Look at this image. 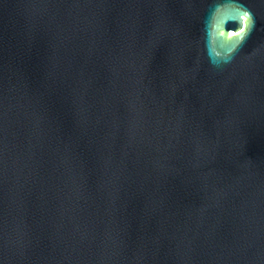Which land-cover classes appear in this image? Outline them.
<instances>
[{
  "label": "water",
  "instance_id": "1",
  "mask_svg": "<svg viewBox=\"0 0 264 264\" xmlns=\"http://www.w3.org/2000/svg\"><path fill=\"white\" fill-rule=\"evenodd\" d=\"M0 264H264V0H0Z\"/></svg>",
  "mask_w": 264,
  "mask_h": 264
}]
</instances>
